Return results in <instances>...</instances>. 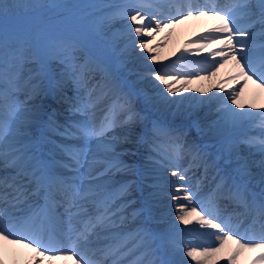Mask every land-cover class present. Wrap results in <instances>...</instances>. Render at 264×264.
<instances>
[{
    "label": "snow or ice",
    "instance_id": "snow-or-ice-1",
    "mask_svg": "<svg viewBox=\"0 0 264 264\" xmlns=\"http://www.w3.org/2000/svg\"><path fill=\"white\" fill-rule=\"evenodd\" d=\"M165 3L177 9L175 14H163ZM13 7L0 3V241L30 248L34 257L29 264H43L45 259L51 264L58 258L71 260L72 264H121L127 237L115 229L118 220L123 219L119 215L124 210L123 204L131 203L123 201V197L130 192L131 183L125 181L113 189L109 181L131 166L120 158L121 153L116 152L118 138L108 133L133 120L130 92L121 91L103 119L93 123L88 113L107 92L100 85L88 89L89 75L98 70L110 79V73L90 51H84L81 62L77 53L84 46L80 41L60 36L30 49L38 67L30 73L31 80L26 85L24 100L18 99L20 77L9 74L5 57L7 50L15 53L17 59L21 55L15 38L9 37L5 30V20ZM109 7L113 11L106 17L108 24L114 20L125 21L124 32L117 34L120 38L124 35L128 37L121 48V55L130 48L141 52L146 50L149 55L143 59L153 63L159 60L158 53L151 55L159 47L152 45L156 35L189 16L214 17L218 23L191 41L198 45L197 51L208 52V56L198 62L204 68L194 69L188 75L200 76L201 71H206L215 76L213 69L218 70L232 63L234 74L206 91H211L213 87L218 89L213 96L221 102L218 111L232 125L252 115L244 109H255L257 105H245L241 96L249 82L260 94H264V0H227L225 7H218L216 0H205L200 7H193L192 0H120ZM143 36L151 39H139ZM52 55L56 57L54 67L49 63ZM149 77L163 84V89L157 86V95L162 98L182 94L185 86L191 83L167 66L150 72ZM226 84L229 85L227 90ZM66 87L74 89L73 96L66 95ZM82 89H87V96L81 95ZM195 91L202 92L201 89ZM220 93L225 95L221 97ZM49 96L68 104L69 117L63 124L58 122L55 108L49 111ZM37 98L40 99L39 105L32 103ZM259 107L264 109V103ZM118 110L127 113L123 120H118ZM42 113L46 114V121ZM260 116V127L264 132V112ZM40 128L43 131L38 132ZM170 139V151L165 152L163 160L156 163L168 170L169 177L175 178L167 183L176 193H182L176 195L170 192V199L187 202L173 204L175 219L183 225L195 222L202 228L211 229L207 235L213 238L211 244L191 246L186 251L183 242L179 246L171 242V246L179 247L195 264H219L216 257L232 241L235 249L222 257L226 264H235L242 252L255 250H259V254L251 264H264V159L258 164L261 170L259 192H252L249 186L253 177L248 161H235L233 172L222 175L217 162L209 163L208 154L199 145H186L179 134L170 136ZM241 143L257 146L264 155L262 135L258 142L256 138L226 141L221 146V157L225 153L231 156ZM153 150L160 155L158 146L154 145ZM185 156L189 157V161L187 166L182 167L180 161ZM193 167L204 169V177L196 179L194 184L190 183L192 177L188 175ZM209 167L215 169L213 180L216 183L211 191L201 196L202 180L207 176ZM153 187L160 189L161 185L157 181ZM220 199L230 200L243 207L246 213H253L252 223L259 226V236L249 229L238 232L230 223V217L221 219L216 203ZM117 201H123V204L114 208ZM143 211L145 209H137L136 214L140 215ZM57 230L67 237L70 247H64L55 239ZM45 232L48 239H44ZM137 235L144 240L149 233L141 229ZM160 239L164 241L166 237ZM0 264H3L2 258ZM153 264L171 262L158 259Z\"/></svg>",
    "mask_w": 264,
    "mask_h": 264
},
{
    "label": "bare ground",
    "instance_id": "bare-ground-1",
    "mask_svg": "<svg viewBox=\"0 0 264 264\" xmlns=\"http://www.w3.org/2000/svg\"><path fill=\"white\" fill-rule=\"evenodd\" d=\"M36 1L38 0H0V3H7L14 6L8 15L11 19L15 18V20H19V18L23 17L29 20L28 18L31 13L29 8L32 5L31 3H35ZM53 1L66 2L68 0ZM115 1L116 0L101 1L103 3L101 6L84 9L80 14L76 13L75 9L68 6L66 9L62 10V12L73 15L76 21L63 19L60 23L73 26L76 32L78 30L77 33L71 32L73 36L69 31L66 33L79 40L81 45L84 46V49L78 52L81 54V62L84 58V51H90L97 62L108 68L111 76L110 79L105 78L103 73L98 70L93 71L89 75L87 82L88 89L100 85L107 92V95H105L88 113V118L93 123H98L103 119L105 112L113 101L116 100L121 91L130 92L129 99L131 102L130 106L133 113V120L128 124L117 126L113 132L108 133V135H115L118 138L116 140V152L121 153L122 155L120 158L131 167L124 172L118 173L109 181L110 187L114 189L119 183L125 181L130 182L131 189L129 194L125 197L127 201H132L133 204H136V206H134V208L132 207L130 210L142 205H144L143 208H147L149 205V210L147 211L149 224L152 227L157 228L158 231H163L168 228H180L184 225L175 219L176 208L173 207V204L187 202L183 200L176 202L172 200L169 201L170 192L176 195H182V193H176L171 185L167 183L168 180H174L175 178L169 177L168 170L156 163L157 160H163V154L165 152L170 151L167 150L166 147L167 143L171 140L170 136L179 134L182 137V142L186 145H199L202 150L208 154L207 158H209V162L213 161V158L215 161L232 159V170L235 168L234 159H236V161H248L253 177L252 181L257 182V186H259V175L261 170L258 164L261 159H264V155L261 154L257 146H249L241 143L231 156L225 153L223 157L220 155V150L221 146L229 140L238 141V139L256 138L258 142V139L264 133L260 127V114L264 112V109L259 107L260 104L264 103V94H260L255 85L249 82L244 88L241 102L245 105L255 103L257 107L255 109L245 108L244 111H250L252 115L243 118L238 124L232 125L227 122L226 118L222 117V112L218 111L221 102L213 98L214 93H217L218 89L213 87L211 91L206 90L210 86L220 84L222 81L232 76L234 74L233 64L228 63L223 68H219L218 70L213 69V71H216L215 76H211L210 73L206 71H201L200 76L188 75L194 69L204 68V65L200 66L198 62L208 56V52L206 50L197 51L198 45L191 43V41L197 39L200 35V31H203L204 28L209 25L211 19L209 17L194 18L189 16L187 19L181 20L171 28H166L164 31L160 32L159 35H156L155 39L152 40V45H159V47H156V51L151 55H156L158 53L159 61L153 63L151 60L143 59V57L149 55L146 50L141 52L139 49L130 48L125 54L121 55V48L127 43L128 37L124 35L120 38L117 34L124 32L125 21L114 20L111 24H108L106 22V17L113 11L111 7L103 16L101 31L104 36H101L98 31H95L93 23L91 22L89 25L91 29L90 33L81 25L83 22L89 24L91 18L95 19L94 16H89L92 11L94 12V10H98V8H101L103 5L106 6L108 3L112 4V2ZM162 11L163 14L166 15L165 11ZM18 15L21 17L18 18ZM84 16L86 17L85 20ZM24 22L27 23L28 21ZM217 23L218 22H214L212 25L215 26ZM39 24V22L28 24L30 26L32 38L35 36L36 29L40 27ZM110 38L112 39V43L106 46V40ZM49 39L50 38H46L47 41ZM95 39L99 40V42H96ZM139 39L148 41L151 38L143 36ZM32 45L33 48H37L35 43ZM211 47L215 48L216 45H211ZM112 50L118 55L116 56L112 53ZM190 52H193L194 56L188 54ZM209 59L211 58L209 57ZM29 60L35 62L33 57ZM34 66L35 65L25 62L20 70L21 66H18L15 61H13V64L8 65L9 74L20 77L18 84L21 90L17 93L18 99L20 100H24L25 98L24 93L27 90L26 85L28 81L31 80L30 73L36 68ZM164 66H167L170 71L181 74L184 79L191 80V83L185 86V91L182 94H177L175 96L169 95L167 98H162L157 95V86L160 89H163L164 86L159 81L150 78L149 73L160 71ZM178 78H180V76H178ZM176 86L179 87V85ZM228 87L229 85L226 84V90ZM196 89H201L202 92H197L195 91ZM73 92V88H65L67 96H73ZM81 95L87 96V89H82ZM224 95V93H220L221 97ZM47 99L50 102L49 111L55 108L56 115L59 117L58 122L63 124L69 117L67 111L68 104L59 102L58 98L54 100L51 96L47 97ZM32 103L39 105L40 99H34ZM231 107L235 108V105H231ZM236 110L241 111V109ZM42 115L45 116L46 121V114L42 113ZM126 115L127 113L119 112L118 110V120H123ZM253 115H257V117L251 120ZM37 131L40 132L43 131V129L40 128L37 129ZM249 131H253L256 137L247 134ZM125 136L127 137L126 140L124 139ZM154 140L156 141L153 142ZM64 142L71 143V141ZM160 142L165 143V145H162L163 148L158 144ZM154 145L159 147L160 155H157L153 150ZM181 166L185 167L187 163L184 162ZM198 169L199 168L193 167L188 172L192 180L198 173ZM209 169L211 172L215 170L211 167H209ZM157 181L161 185L160 189L153 187L154 182ZM191 181L190 183L194 182V180L193 182ZM209 181L216 183L213 178ZM178 183L184 182L178 181ZM124 205L128 206V204ZM233 206L237 208L240 207L235 203H233ZM133 217L134 215L128 216L126 220H131ZM191 225L198 226L195 222ZM179 241L180 238H177L176 242ZM235 247L236 245L232 241H229L223 250H228L231 253ZM8 248L19 250L21 259L17 260L18 264H29L34 257L25 246L21 247L17 244H8L0 241V258H2L6 264H16L17 259V256L11 254ZM223 250L221 254L216 257L219 264H226V261L222 259V257H224ZM168 252L170 254L169 250ZM22 253H24V256H22ZM243 256L245 255L241 253L235 264H241V258ZM173 257L175 258L177 256L174 254ZM192 263L195 264L194 261H192ZM43 264H49V261L45 260ZM179 264L181 263L179 262Z\"/></svg>",
    "mask_w": 264,
    "mask_h": 264
},
{
    "label": "rangeland",
    "instance_id": "rangeland-1",
    "mask_svg": "<svg viewBox=\"0 0 264 264\" xmlns=\"http://www.w3.org/2000/svg\"><path fill=\"white\" fill-rule=\"evenodd\" d=\"M101 1H104V0H94V1L93 0H68L66 2H63V1L56 2L53 0H38L35 3L34 2L31 3L32 5L29 8L31 10V13L28 18L29 20L21 17L20 15H18V18L21 17L19 18V20H15V18L11 19L10 17H7L5 20L6 33L8 34L9 37L15 38L16 48L21 54L19 58L17 59V55H14V53L11 50H7L5 52L6 62L8 61L7 64L11 65L13 64V61H15L18 64V66H21L20 70L22 69V65H24L25 62L29 64H36L32 61H29V59L32 58V55L29 49L31 48L33 49V45H32L33 43H35L37 47H40L47 42L46 38L51 39L52 37H60V36L71 37L66 32L69 31L70 34L71 32L72 33L76 32L73 26H70L69 24H65V23H60L63 19L76 21V18L73 17V15H69L64 12L63 13L59 12L62 8L64 10L69 6L75 9L76 13L80 14L83 12L84 9H90V8L101 6L103 4ZM119 2L120 0L118 1L116 0L115 2H112V4H117ZM112 4L108 3L106 6L103 5L101 8H98V10H94V12L92 11V13L89 14V16H94L95 19L91 18L94 21L93 22L89 21V24H86L84 22L81 23L83 28H85L88 31V33H90L91 29L89 25L91 22L93 23V27L95 28V31H98L101 34V36H104V34L101 31L103 16L107 12V10L110 8L109 5H112ZM85 19L86 17L84 16V20ZM24 21L26 22L28 21L27 22L28 24L29 23L31 24L33 22L40 23L39 24L40 27H38L35 31L34 38H32L30 26ZM111 40H112L111 38L106 40V43H107L106 46L112 43ZM95 41L99 42V40L97 39H95ZM112 53H114L116 56L118 55L114 50H112ZM55 59H56L55 55H52L51 57H49V63L52 67L55 66L53 64V61H55Z\"/></svg>",
    "mask_w": 264,
    "mask_h": 264
}]
</instances>
